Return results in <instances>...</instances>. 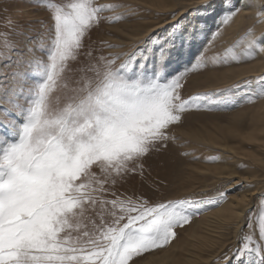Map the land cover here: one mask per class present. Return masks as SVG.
<instances>
[{
    "label": "snow or ice",
    "instance_id": "obj_1",
    "mask_svg": "<svg viewBox=\"0 0 264 264\" xmlns=\"http://www.w3.org/2000/svg\"><path fill=\"white\" fill-rule=\"evenodd\" d=\"M35 3L49 12L51 46L48 62L36 65L39 80L33 85H27L31 50L25 33L0 37V69H8L0 70V264H140L227 192L151 202L114 189L129 176L143 175V160L173 139L169 129L187 110L231 107L239 93L227 88L182 95L189 67L172 71L171 61L181 44L197 39L195 26L176 20L171 31H153L130 51L101 62L85 41L100 14L120 5ZM201 6L208 8L210 0ZM245 6H257V19L264 21V0H246ZM238 11L223 12L211 35ZM245 35L246 57L264 54V31ZM204 55L200 51L191 68L206 67ZM244 97H264V76ZM260 197L259 213L249 209V233L223 254L222 264H264V192Z\"/></svg>",
    "mask_w": 264,
    "mask_h": 264
},
{
    "label": "rangeland",
    "instance_id": "obj_2",
    "mask_svg": "<svg viewBox=\"0 0 264 264\" xmlns=\"http://www.w3.org/2000/svg\"><path fill=\"white\" fill-rule=\"evenodd\" d=\"M150 1L94 0L99 5L117 4L121 7L109 8L100 14L101 21L92 29L85 48L90 46L91 55L103 62L113 53L130 51L153 31L160 35L171 31L170 25L176 20L190 27L194 26L197 15H208L213 11V15H209V23L197 31V39L187 45L181 44L180 51L171 61V70L189 67L184 80L186 87L182 91L185 98L204 93L211 95L227 88L239 94L231 107L201 106L187 110L182 115V121L169 129L173 139L163 147L157 145L158 150L152 151L143 160V175L129 176L114 190L127 194L133 200L135 195H143L151 202L190 196L215 198L226 191V197L218 206H209L194 216L188 225L176 229L177 237L169 245L145 255L140 262L216 264L217 258H220L222 264L223 254L240 246L249 233V209L259 213L260 193L264 192V97L251 102H246L244 97L249 87L254 89L257 78L264 76V72L248 71L259 57H246L245 33L256 29L255 26L263 30L264 21L258 20L255 15L252 23L242 22L235 29L237 22L232 18L220 27L217 36H212L220 25L218 18L222 14L220 4L223 0H210L206 9L201 6L203 0H177L173 6L166 4L172 0H165L164 7ZM55 2L67 3L68 0ZM238 3L234 0L233 7L238 8ZM118 16L121 18L116 19ZM48 17L49 12L38 6L35 0H0V37L14 30H22L27 37L25 43L31 50L26 54L30 60L25 62L29 86L39 80L37 63L48 62L47 50L51 46ZM200 51L205 54L202 59L206 67L191 68L189 63L196 62L194 58ZM80 59L83 61L85 57ZM92 64L95 65V60ZM0 70L8 69L4 67ZM239 70L247 71L241 73ZM20 102L25 103L23 97ZM244 193L245 197L242 196ZM235 199L239 201L240 217H231L221 225L214 223L207 230L211 217L203 220V216L222 203L234 202ZM255 232L258 237V228Z\"/></svg>",
    "mask_w": 264,
    "mask_h": 264
},
{
    "label": "bare ground",
    "instance_id": "obj_3",
    "mask_svg": "<svg viewBox=\"0 0 264 264\" xmlns=\"http://www.w3.org/2000/svg\"><path fill=\"white\" fill-rule=\"evenodd\" d=\"M175 1H177V0L168 1V3H166V4L173 6ZM150 2L152 4L156 3L157 5H162L163 7L165 6V4H164L165 0H151ZM238 2H239L238 3L239 11L233 17L234 21L237 22L236 23L237 25L234 22V24H235L234 28L235 29H237L236 26L240 25L242 22H247L248 21V22L252 23L255 15H256V13L258 11V7L257 6L246 7L245 6L246 0H238ZM258 3H259V0H255V4L258 5ZM233 4H234V0H223L221 2V4H220V6H222V7L221 8L219 7V8L221 9V12L223 13V12H226L227 10H229L230 8H233ZM212 12H210L208 15L200 14V15H197L198 17L196 16L197 18H196V22H194V26L196 27L197 31L202 30V28L209 23V21H210L209 19H211V16L209 18V15H211ZM218 16H219V14H218ZM189 18H191V17H189ZM218 19H220V18H218ZM193 21H195V20L193 19ZM190 27H191V25H190ZM234 28H232V29H234ZM255 28L256 29H253L252 31H254L256 34H259L261 31H264V26H263V30H262L261 27L255 26ZM257 56L259 57L257 62L253 65V67L248 69V71H250V73H251V71H253V72L259 71V73H263L264 72V54H259ZM245 71H247V70H245ZM245 71H242V72L240 71V72L241 73H245ZM238 75H240V74H238ZM253 88H255V86H253ZM242 196L245 197L246 194L244 193V194H242ZM239 200H241V199H239ZM238 203H239V201L237 199H235L234 202L230 201V202H227V203H222L219 207H216L213 211H210V213L205 214L202 219L203 220H207L208 216H209V217H211V220H209V222L212 221L211 223L207 224L206 229L209 230L210 228H212L214 223H218V225H221V224L224 223L223 221L226 222L228 219H231V217H236V218L240 217L241 209L238 208Z\"/></svg>",
    "mask_w": 264,
    "mask_h": 264
}]
</instances>
